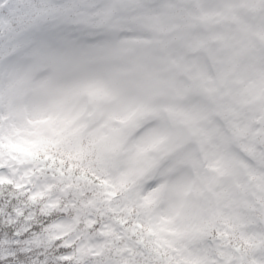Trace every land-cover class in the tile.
<instances>
[{"label": "clouds", "instance_id": "9594fccd", "mask_svg": "<svg viewBox=\"0 0 264 264\" xmlns=\"http://www.w3.org/2000/svg\"><path fill=\"white\" fill-rule=\"evenodd\" d=\"M0 264H264V0H0Z\"/></svg>", "mask_w": 264, "mask_h": 264}]
</instances>
